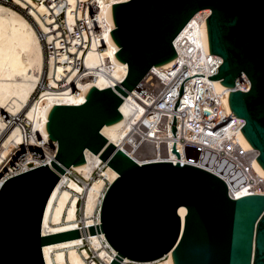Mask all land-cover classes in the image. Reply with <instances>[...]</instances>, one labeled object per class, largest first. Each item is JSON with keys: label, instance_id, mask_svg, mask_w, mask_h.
Wrapping results in <instances>:
<instances>
[{"label": "water", "instance_id": "95a60500", "mask_svg": "<svg viewBox=\"0 0 264 264\" xmlns=\"http://www.w3.org/2000/svg\"><path fill=\"white\" fill-rule=\"evenodd\" d=\"M203 9L211 11L200 33L216 99L264 178V0L115 4L110 34L127 75L113 88H92L80 106H54L47 123L57 143L54 159L0 189V264H43L42 246L101 233L117 253L111 264L168 252L174 264H264V195L231 199L223 180L194 166H139L100 133L122 118V100L149 69L176 56L173 40ZM86 149L119 176L105 192L100 225L42 237L49 196L66 169L84 163Z\"/></svg>", "mask_w": 264, "mask_h": 264}, {"label": "bare ground", "instance_id": "6f19581e", "mask_svg": "<svg viewBox=\"0 0 264 264\" xmlns=\"http://www.w3.org/2000/svg\"><path fill=\"white\" fill-rule=\"evenodd\" d=\"M128 1L11 0L12 5L26 12L32 24L0 0V189L8 177L48 165L54 159L57 143L47 132L54 106H80L92 88H113L124 80L127 64L116 58L120 49L110 32L115 29L113 5ZM61 9L70 31L84 12L88 15L93 10V23L99 33L85 54L83 72L63 64L72 58L61 52L60 34L54 22ZM210 13L209 9H203L189 20L173 40L176 56L149 69L122 100L119 106L122 118L104 125L100 133L139 166L153 163L194 166L223 180L231 199L264 195V178L254 170L230 122L223 133L210 140H203L190 123L196 119L192 112L197 93L213 100L217 116L211 114L210 118L220 121L227 117L210 79L199 89L191 83L186 85L188 99L183 100V108L177 115L168 106V95L176 96L170 87L177 82L178 72L186 61L177 54V43L185 38L190 44L198 42L203 47L200 28ZM46 45L52 48L49 57ZM70 51L74 52L75 48L71 47ZM177 63L179 69L172 70ZM203 72L200 66L190 70L191 74ZM172 120L174 126L177 123L175 132L169 128ZM22 156L26 158L21 160ZM84 157V163L66 169L53 188L42 217V237L100 225L105 192L119 176L88 149ZM96 170L99 174L94 176ZM72 173L80 177L81 184L67 175ZM79 199L82 204L78 216ZM177 212L183 225L186 208L180 206ZM81 245L84 248L79 249ZM41 252L43 264H97V261L111 264L117 255L103 233L45 245ZM120 264L174 262L172 252H168L150 261L124 257Z\"/></svg>", "mask_w": 264, "mask_h": 264}, {"label": "built area", "instance_id": "2783aa9c", "mask_svg": "<svg viewBox=\"0 0 264 264\" xmlns=\"http://www.w3.org/2000/svg\"><path fill=\"white\" fill-rule=\"evenodd\" d=\"M2 1L6 2L9 0H2ZM9 3H11V0L9 1ZM82 15H83L82 19L75 21L71 31L69 30L65 21L64 9L60 10V13L56 15L54 20L55 24L58 26V32L60 34L59 40L62 43L61 52L68 58L69 57L72 58V60L69 59L64 60L63 64L70 65L72 68H76L80 72H83L85 69L84 58H85V54L90 48L91 41L93 37H96L97 34L99 33L96 25H94L93 23L94 22L93 10L90 11L88 15H85V12ZM208 17L206 18V21ZM84 34L86 37L85 39L83 38ZM71 47L75 48L74 52L70 51ZM50 49L52 48L47 45L45 46V50L48 57L50 55ZM182 50L186 56L182 53ZM79 53L80 55H78ZM177 54L179 55V57L182 56L184 59H186V61L182 65L183 67L178 72V76L176 79L177 82L176 83L173 82V84L170 87L171 89L174 90L173 93H175L176 96L173 97L171 93L168 95V99H169L168 106L169 105L170 107L172 106L171 107L172 112L173 114L176 115L180 111V108H183L184 105L183 100L188 99L187 98L188 94H186V85L191 83L192 85L196 86L199 89L201 85L205 84L204 83L205 80L210 79L206 53L202 45H200L198 42L190 44V42H188L185 38H183L179 40L177 43ZM182 57L181 60H183ZM178 65L179 64L177 63L176 66L172 68V70L175 69L178 70L179 69ZM198 66L203 68L204 72L202 74H191L190 73L191 68L195 69ZM181 88H182V93L180 94ZM171 98L174 100H172ZM193 104H194V110L192 112V115L193 118L196 119L190 121V123L192 127L198 131L199 136L203 140L206 139L208 140L210 137L211 138L215 137L224 132L225 128L229 125L228 118L226 117L219 121L218 118L209 117L211 114H214V117L217 116V109L213 100L203 96L202 94L197 93L196 96L194 97ZM204 107H208L209 110L204 109ZM202 111L205 112L203 113ZM173 126H174V122L172 120V122L169 125V128L172 130ZM175 127L177 128V123L175 124ZM25 158L26 156H22V158L20 159L23 160ZM103 168L104 167H102V169ZM96 171L99 172V170ZM67 175L71 177L75 182L81 184V179L79 176L74 174H70V175L67 174ZM12 176L8 177L6 180L10 179ZM81 204L82 201L81 199H79L78 212H80ZM81 248H84V245H81L79 249ZM93 259L97 261L96 258ZM97 264H99L98 261Z\"/></svg>", "mask_w": 264, "mask_h": 264}, {"label": "rangeland", "instance_id": "374dc122", "mask_svg": "<svg viewBox=\"0 0 264 264\" xmlns=\"http://www.w3.org/2000/svg\"><path fill=\"white\" fill-rule=\"evenodd\" d=\"M10 1V0H9ZM9 1H4L3 3L5 4V5H7L8 7H10L11 9H13L14 11H16V12H18V13H20L22 16H24L28 21H30L32 24H33V21H31V19L25 14V11L23 12V11H21L18 7H16L15 5H12L11 3H9ZM19 10V11H18ZM30 19V20H29ZM45 57H47L46 56V53H45ZM45 63H46V61H45ZM35 97V96H34ZM72 174H76V173H72ZM97 174H99L98 173V171H96L95 173H94V176H97ZM79 214H80V212H78V216H79ZM86 247V246H85ZM87 248V247H86ZM89 254L91 255V256H93V254L91 253V252H89Z\"/></svg>", "mask_w": 264, "mask_h": 264}]
</instances>
